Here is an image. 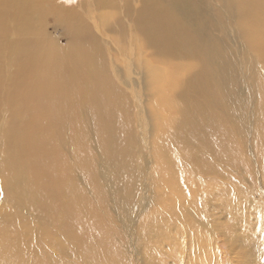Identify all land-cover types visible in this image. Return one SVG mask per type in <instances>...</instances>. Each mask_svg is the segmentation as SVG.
<instances>
[{
  "label": "bare ground",
  "instance_id": "1",
  "mask_svg": "<svg viewBox=\"0 0 264 264\" xmlns=\"http://www.w3.org/2000/svg\"><path fill=\"white\" fill-rule=\"evenodd\" d=\"M120 5L102 12L107 41L58 9L65 44L29 7L0 8V264H62L70 248L122 264L145 232L171 257L223 264L239 221L221 218L264 216V0Z\"/></svg>",
  "mask_w": 264,
  "mask_h": 264
},
{
  "label": "rangeland",
  "instance_id": "2",
  "mask_svg": "<svg viewBox=\"0 0 264 264\" xmlns=\"http://www.w3.org/2000/svg\"><path fill=\"white\" fill-rule=\"evenodd\" d=\"M96 1H100V0H0V8H4L7 11H11L15 7V5H18L21 8L29 7L30 12L26 14L27 15L26 20L29 21L32 26L36 28L44 29L51 37L57 39L60 44L66 43V32L64 31L65 30L64 23L61 24L56 21L59 13L58 9H62V21H63L64 13H67V10L71 9L74 14L76 13L79 16L78 18L85 21L86 23L89 24V26L92 27L91 28L92 32L94 34H97L99 36V37L97 36L99 39H103L107 41L108 37L106 36V34L108 33V31L115 30L116 26H114L112 22L109 23L107 22V25L104 26L103 25L104 22L102 20V12L103 10L105 9L109 10L110 8L117 10L118 6L123 2V0H102L101 5L98 4ZM111 1H116L118 4L109 5ZM33 3H36V5L40 7L39 10L34 9V7L37 6L36 5L33 6L32 5ZM45 9L46 11H44ZM120 10L119 12L120 14H122L121 12L122 10L121 11ZM128 24L129 23H127L125 20L123 29L122 30L118 29L117 31L125 34V31L130 30V24L129 25ZM123 36L122 38L120 37L121 39L119 40L121 42L123 41L127 47L128 46L130 47L129 43L131 40L134 44L135 39L125 35ZM129 57H131V55L128 57L121 56L122 62L130 61ZM139 77L140 74L134 72L133 78L139 79ZM138 139L140 142H142L140 137ZM139 167H140V173H143L145 171V166H143V164H140ZM263 168L264 165L261 164L258 169V171L260 172L259 173H257L258 171L256 172L254 176V180L255 177L257 179V176L259 175L263 176V173L261 172ZM244 169L246 168L244 167ZM241 173L242 172H240V174ZM259 180H260V176H259ZM261 182L262 180H260L259 185L256 186L258 190L256 193L253 192V197L251 195L246 194L244 198L251 196L252 198L256 199L258 198L259 195V197H262L264 199V187H263V183ZM255 183L258 184V182ZM242 184L247 186L249 189L255 187L253 183V178L251 177L246 178V180L243 182L237 183V185L240 186H242ZM2 198L3 197L1 196L0 202H2L1 201ZM225 206H227L228 209L229 208L228 206H232V204L231 205L227 204ZM239 207L240 208L235 214H233L232 216L230 214L225 215L220 220V222H223V224H225L228 220H232V218L234 219L238 218L239 221L238 226L236 225L238 229L237 228L233 229V227H231V229L233 230L231 229L228 230L230 236L237 238L235 240L234 245L231 246V241H230V246L222 248V254L226 256H224L223 260L221 261L223 264H231V263L232 264H264V216L260 214L259 211L257 212L251 207H250L251 209H249L247 206H243V207L239 206ZM102 216L105 217L106 214L103 213ZM150 233L151 232H145L141 237L136 236L134 239L133 236L127 237L128 241L130 242L127 243V246H121L122 251H120L124 253L119 258L120 260L123 258L122 264H183V263L211 264L210 260H209L210 262L209 261L206 262L202 260L195 261L194 259H191L189 256L188 257L183 256V254H175L174 257H171V254L168 252L166 247H162L161 245L159 246L160 240L162 238L159 237L156 233L153 234ZM169 233L173 234V232H169ZM66 237L67 235L62 229L63 247L66 245L67 242ZM148 240H156V242L158 243H152L149 242ZM237 241L238 243H236ZM178 242H181V240H179ZM250 242H252L253 246H251ZM154 244L158 245V249L154 250V246L150 248V246ZM134 245L136 248H134ZM178 245H179V249L182 248L183 250L187 249L188 247L187 245L185 248L180 243H178ZM70 249L69 250L62 249V264H84L83 259H85V257L73 256L72 248ZM189 249H191V245H189ZM202 251L203 250L201 249L200 252ZM110 258H112L114 262H116V256L114 257L110 255Z\"/></svg>",
  "mask_w": 264,
  "mask_h": 264
}]
</instances>
